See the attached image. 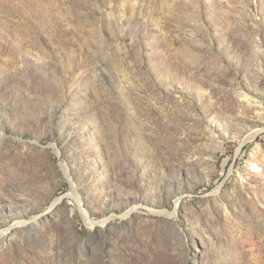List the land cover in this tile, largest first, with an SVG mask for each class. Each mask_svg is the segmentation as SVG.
Segmentation results:
<instances>
[{
	"label": "rangeland",
	"instance_id": "374dc122",
	"mask_svg": "<svg viewBox=\"0 0 264 264\" xmlns=\"http://www.w3.org/2000/svg\"><path fill=\"white\" fill-rule=\"evenodd\" d=\"M0 264H264V0H0Z\"/></svg>",
	"mask_w": 264,
	"mask_h": 264
},
{
	"label": "bare ground",
	"instance_id": "6f19581e",
	"mask_svg": "<svg viewBox=\"0 0 264 264\" xmlns=\"http://www.w3.org/2000/svg\"><path fill=\"white\" fill-rule=\"evenodd\" d=\"M252 138H253V136H252L250 139H252ZM88 219H89V218H88ZM87 221H88V220H87V218H86V224H87V227L93 229V227L96 226L95 223H93V222H87ZM26 224H28L26 221H24V220H22V219H17V220H15L14 223H13L14 228H7L6 230H4V231L2 232V234H5V233H11V232H13V231L16 232V229H17V228H20V226H22V225H26ZM95 228H96V227H95Z\"/></svg>",
	"mask_w": 264,
	"mask_h": 264
}]
</instances>
